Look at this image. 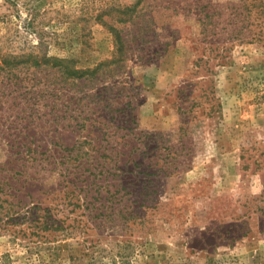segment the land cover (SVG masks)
<instances>
[{"label":"rangeland","instance_id":"rangeland-1","mask_svg":"<svg viewBox=\"0 0 264 264\" xmlns=\"http://www.w3.org/2000/svg\"><path fill=\"white\" fill-rule=\"evenodd\" d=\"M237 2L0 0V264H264V46L193 15Z\"/></svg>","mask_w":264,"mask_h":264},{"label":"trees","instance_id":"trees-1","mask_svg":"<svg viewBox=\"0 0 264 264\" xmlns=\"http://www.w3.org/2000/svg\"><path fill=\"white\" fill-rule=\"evenodd\" d=\"M205 5L196 3L194 8L198 12L193 14L196 16V20L200 23L204 35L207 37L209 35H217L218 38L223 37L246 43L257 42L264 46V0H238L237 4L227 6L224 8L225 10L219 11H216L215 9L211 10V8L206 9L208 7ZM186 6L188 5H185L183 10H185ZM128 9H126V11H128ZM227 10H229V12H227ZM187 11H190V9H187ZM226 13L227 16H225ZM215 15L217 18L222 17L221 21L220 19H213ZM211 40H213V38H211ZM65 62L67 61L59 60L60 64ZM98 67L96 66L92 70L79 71L77 69H70L67 65L63 66L66 74L74 78L87 77V74L94 73ZM198 96L200 97V95ZM201 108L205 110L203 111L205 115H208L210 111H212V105H209L208 107L203 106ZM259 197L260 201L264 200V185L262 194ZM2 201L6 202L7 206L4 207L0 214V221L4 217L13 220V214L16 213V210L14 209L16 204L7 201V199L1 200L0 204H2ZM34 213L32 215L36 216V218L33 217L29 224L35 226V228H46L48 226V221L44 220L43 216ZM39 216L42 218H38ZM8 222L4 221L6 224H8Z\"/></svg>","mask_w":264,"mask_h":264}]
</instances>
